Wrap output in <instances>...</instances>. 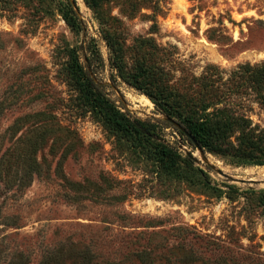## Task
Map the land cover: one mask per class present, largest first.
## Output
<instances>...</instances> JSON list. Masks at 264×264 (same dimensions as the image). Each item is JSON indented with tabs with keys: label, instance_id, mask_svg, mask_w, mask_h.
Wrapping results in <instances>:
<instances>
[{
	"label": "rangeland",
	"instance_id": "obj_1",
	"mask_svg": "<svg viewBox=\"0 0 264 264\" xmlns=\"http://www.w3.org/2000/svg\"><path fill=\"white\" fill-rule=\"evenodd\" d=\"M66 1L0 9V264H264V158L241 151L247 141L264 151V0H168L153 31L149 10L122 18L128 43L148 40L169 83L212 81L205 113L230 125L222 151L202 153L144 92L110 79L94 11L69 0L83 35L64 21ZM90 39L103 90L153 138L77 108L64 67L80 45L85 64ZM160 144L179 165L159 166Z\"/></svg>",
	"mask_w": 264,
	"mask_h": 264
},
{
	"label": "trees",
	"instance_id": "obj_2",
	"mask_svg": "<svg viewBox=\"0 0 264 264\" xmlns=\"http://www.w3.org/2000/svg\"><path fill=\"white\" fill-rule=\"evenodd\" d=\"M6 1L0 0V9L7 5ZM113 1L86 0L95 13L99 26L98 34L108 51V61L113 72L110 79L113 82L119 79L128 86L141 90L153 102L158 113L163 114L166 119L178 120L177 123L190 135L185 141L192 147L222 151L217 144L230 123L205 113L211 106L209 99L213 91L212 81L202 75L194 83H169L164 67L152 59V47L150 48L148 40L136 39L128 43V31L122 18L130 20L141 14L143 9L149 10L150 14L145 17L152 22L150 30L153 31L156 28V17L165 13L168 0H121V3L115 5L118 7L116 15L113 14V6H110ZM62 17L73 30L84 31L83 23L69 0L63 4ZM84 33L85 31L83 35ZM82 47L83 45H80L68 50V61L64 67L65 79L81 114L90 113L107 126L132 136L138 142L153 138V125L128 120L103 90L101 81L95 77L97 69L103 67V58L95 41L90 39L84 47L89 54V57L84 55L85 64L80 60L79 51ZM165 125L171 127L172 124L166 120ZM176 130L180 136H185ZM155 149L158 164L165 170L175 168L182 161L180 154L168 144H160L159 148ZM241 151L251 159L261 161L264 158V151L249 141Z\"/></svg>",
	"mask_w": 264,
	"mask_h": 264
},
{
	"label": "water",
	"instance_id": "obj_3",
	"mask_svg": "<svg viewBox=\"0 0 264 264\" xmlns=\"http://www.w3.org/2000/svg\"><path fill=\"white\" fill-rule=\"evenodd\" d=\"M167 120V122H169V123H171L172 125H174L180 132H182V133H184V135L187 137V138H190V135L188 134V133H186V131L184 130V128L182 127V126H180V124H178L177 122H175L174 120H172V119H166ZM196 145V144H195ZM199 151H200V153H202L201 152V150L198 148V147H196ZM220 175H223L220 171L218 172Z\"/></svg>",
	"mask_w": 264,
	"mask_h": 264
}]
</instances>
